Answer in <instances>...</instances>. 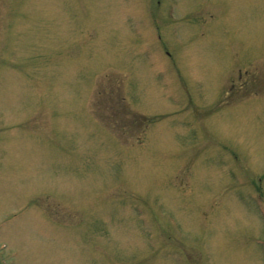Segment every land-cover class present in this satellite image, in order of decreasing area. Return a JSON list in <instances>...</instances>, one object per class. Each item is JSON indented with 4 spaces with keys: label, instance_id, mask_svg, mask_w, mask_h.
<instances>
[{
    "label": "rangeland",
    "instance_id": "obj_1",
    "mask_svg": "<svg viewBox=\"0 0 264 264\" xmlns=\"http://www.w3.org/2000/svg\"><path fill=\"white\" fill-rule=\"evenodd\" d=\"M0 264H264V0H0Z\"/></svg>",
    "mask_w": 264,
    "mask_h": 264
}]
</instances>
